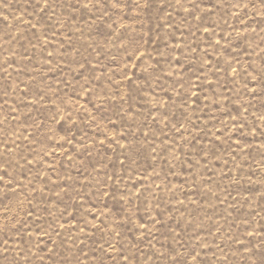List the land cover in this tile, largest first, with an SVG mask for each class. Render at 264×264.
Segmentation results:
<instances>
[{"label":"rangeland","instance_id":"obj_1","mask_svg":"<svg viewBox=\"0 0 264 264\" xmlns=\"http://www.w3.org/2000/svg\"><path fill=\"white\" fill-rule=\"evenodd\" d=\"M0 264H264V0H0Z\"/></svg>","mask_w":264,"mask_h":264}]
</instances>
